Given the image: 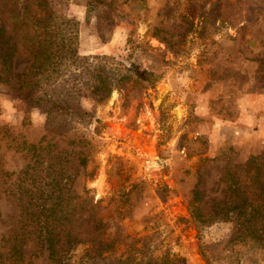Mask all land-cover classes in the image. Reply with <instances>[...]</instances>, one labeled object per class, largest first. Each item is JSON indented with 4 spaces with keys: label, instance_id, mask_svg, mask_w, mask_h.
<instances>
[{
    "label": "rangeland",
    "instance_id": "obj_1",
    "mask_svg": "<svg viewBox=\"0 0 264 264\" xmlns=\"http://www.w3.org/2000/svg\"><path fill=\"white\" fill-rule=\"evenodd\" d=\"M37 1L0 0V20L17 32L15 70L30 68L35 30L44 31L35 12L49 16L52 35H76L80 57L39 75L43 104L63 105L55 113L31 104L29 90L5 81L0 66V234L15 222L20 194L47 175L23 138L38 143L49 126L52 154L70 161L85 150L73 188L94 199L105 225L96 247L113 242L102 252L80 243L73 264H264V243L239 236L233 221L198 225L192 214L201 176L205 199H221L226 166L264 155V0H43L50 10ZM24 3L27 13L12 18ZM104 55L154 71L156 82L130 78L107 99L93 98ZM46 263L40 255L32 264Z\"/></svg>",
    "mask_w": 264,
    "mask_h": 264
},
{
    "label": "trees",
    "instance_id": "obj_2",
    "mask_svg": "<svg viewBox=\"0 0 264 264\" xmlns=\"http://www.w3.org/2000/svg\"><path fill=\"white\" fill-rule=\"evenodd\" d=\"M90 2L104 3L103 0H90ZM26 3H24L26 9L23 11L11 10L12 18L19 21L22 15L27 13L29 6ZM37 3L50 10L43 0ZM34 15L37 21L42 23L41 28L44 31L35 30V35L39 39L38 44L32 48L30 68L22 72L15 70V59L19 53L17 32L15 28L0 20L1 73L5 81L18 91L29 90L31 104L46 108L48 113H55L62 109L63 105L61 103L56 105V102L50 99L46 100L48 104H43V98L38 93L41 86L39 75L49 72L58 59L80 57L78 40L76 35L66 37L59 31L52 35L47 32L51 26L47 19L49 16L37 18L36 12ZM27 17L29 16L24 17L23 21H26ZM160 33L162 30H157L154 35L158 36ZM162 39L165 40L166 37L162 36ZM167 41L170 43L169 40ZM99 58V66L92 73L89 85L92 97L99 101L107 99L114 86L122 81L133 78L136 85L148 87L153 85L158 77L154 71L139 70L137 65V70L134 71L133 63L130 68L123 61H118L115 56L104 55ZM85 59L89 60L90 57ZM115 64L118 68H112ZM108 68L116 69V72ZM70 109V106L66 105V110L61 112L66 114ZM50 134L48 126L38 143L28 142L23 138V148L27 154L44 158L41 164H44L47 175L41 177L44 180L42 186H37L38 180L35 178L34 183H29L25 191L20 194L16 220L8 231L0 234V264H32L40 255L45 257L46 264H73L70 253L80 243L93 242L95 245L92 250L101 252L113 245L110 241L106 245L96 247L97 244L103 243L97 237L105 225L94 214L96 208L94 199L80 195L73 188L79 167L85 166L88 162L85 150L77 151L73 159H69L70 161L60 155L61 152L52 154L50 146L56 141L54 142V138L48 139ZM80 139L84 141V138ZM79 141L73 139L70 143L79 145ZM45 152L47 154H44ZM64 152L65 150L62 154ZM263 158L264 155L251 156L246 162L226 166L221 199H205L201 176L193 189L192 202V214L197 218L198 225L204 223L207 217L230 220L234 222L239 236L254 238L264 243ZM24 175L25 179L29 177L26 172ZM31 241L34 242L33 250L29 247ZM144 262V264H168L167 261L160 263L155 258H149Z\"/></svg>",
    "mask_w": 264,
    "mask_h": 264
}]
</instances>
